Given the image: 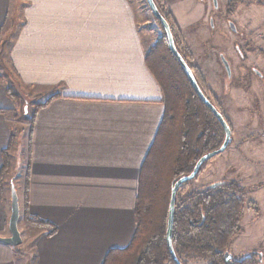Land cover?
Here are the masks:
<instances>
[{
	"label": "crops",
	"instance_id": "0c3cea01",
	"mask_svg": "<svg viewBox=\"0 0 264 264\" xmlns=\"http://www.w3.org/2000/svg\"><path fill=\"white\" fill-rule=\"evenodd\" d=\"M30 3L12 60L23 83L43 89L41 101L52 98L34 111L27 144L11 148L22 136L13 132L15 103L0 83V171L6 151L12 175L15 156L26 159L29 213L57 227L50 235L36 229L37 264H101L108 249L131 240L140 169L164 113L162 92L126 1ZM10 4L0 0V31ZM4 175L3 237L11 186ZM15 251L0 242V264H22Z\"/></svg>",
	"mask_w": 264,
	"mask_h": 264
},
{
	"label": "rangeland",
	"instance_id": "374dc122",
	"mask_svg": "<svg viewBox=\"0 0 264 264\" xmlns=\"http://www.w3.org/2000/svg\"><path fill=\"white\" fill-rule=\"evenodd\" d=\"M125 1L139 22L145 50L160 39L163 41L162 29L147 0H122V3ZM228 1L153 0L170 31H174L179 47L190 56L191 61L188 63L194 66L192 72L197 83L223 115L231 130L227 148L207 159L197 176L180 186L175 202L194 190L221 181H234L244 186V207L240 219L242 230L233 238L228 252L235 260L254 254L259 259L258 264H264V0ZM30 2L11 0L0 31V83L9 86L16 96L15 109L10 118L14 134L22 136L21 142L15 140L11 148L17 143L27 144L26 135L30 123L26 118L33 115L34 108L38 106L41 97L45 96L42 88L20 80L12 60L13 45L25 25V10ZM223 60L227 62L229 72ZM219 126L213 128L214 133L211 131L213 136L221 134ZM25 152H22L24 156ZM19 156L16 155L13 162L17 169L14 175L11 170H7L4 175L9 185L16 180L20 192L18 229L21 242L9 246L16 250L20 263L37 264L32 246L38 235L36 229H45L23 217L27 163L26 159L21 163ZM9 176L14 179H8ZM9 189L7 185L6 224L10 214ZM9 235L7 227L5 236ZM183 261L185 264H208L210 257L190 254L183 256Z\"/></svg>",
	"mask_w": 264,
	"mask_h": 264
},
{
	"label": "trees",
	"instance_id": "16d2710c",
	"mask_svg": "<svg viewBox=\"0 0 264 264\" xmlns=\"http://www.w3.org/2000/svg\"><path fill=\"white\" fill-rule=\"evenodd\" d=\"M235 2L237 0L228 1ZM160 28L163 41L160 39L145 50V62L162 92L163 117L140 169L138 193L133 206L134 229L131 240L124 247L108 249L101 264H176L166 243L171 189L178 178L191 173L202 155L218 148L223 141L222 127L191 86L185 71L169 49L161 24ZM171 33L177 51L193 70L194 66L188 63L191 61L190 56L179 47L174 31ZM5 87L7 95L14 102L17 101L13 90L9 86ZM51 98L49 96L40 101L34 109L45 106ZM32 117L31 114L26 118L30 123L29 130ZM216 126H219L221 134L213 136L211 131ZM8 157L6 151L0 183L9 166ZM27 180L28 163L24 178L23 217L35 226L44 227L50 235L55 231V226L29 213ZM244 193V186L234 181H221L176 200L172 246L182 264H185L183 256L190 254H205L210 257L208 264H222L224 252L228 251L233 238L242 230L240 219ZM257 258L252 254L233 264H258Z\"/></svg>",
	"mask_w": 264,
	"mask_h": 264
},
{
	"label": "water",
	"instance_id": "95a60500",
	"mask_svg": "<svg viewBox=\"0 0 264 264\" xmlns=\"http://www.w3.org/2000/svg\"><path fill=\"white\" fill-rule=\"evenodd\" d=\"M147 3L149 5L150 10L153 13L154 17L156 19H158V21L160 22V24L164 28V31H165V34L167 37V41H168V45H169V49L172 52V54L176 57V59L178 60L179 64L183 68V70L185 71L191 86L193 87L195 92L198 94L200 99L204 102V104L213 113V115L215 116L217 121L220 123V125L224 131V139H223V142L221 143V145L218 148H216L212 151H209V152L205 153L204 155H202L197 160V162L195 163L191 173L178 178L174 182L173 187L171 189L170 200H169V209H168V218H167L166 243H167V247L169 249L170 255H171L172 259L175 261V263L176 264H182L179 261V259L176 257L173 246H172V225H173V214H174L176 192L183 183L193 179L196 176L200 167L203 165V163L207 159L223 152L227 148V146L230 142V139H231V130L229 128V125L227 124V122L223 118V115L217 110V108L213 105V103L210 101V99L203 93L202 89L200 88L199 84L197 83L195 76L193 75L191 68L189 67L187 62L183 59V57L177 51V49L173 43L172 33L170 31V28H169L167 21L165 20L163 15L160 13V11L156 7L153 0H147ZM230 25L234 29L233 24L231 23ZM223 63H224V66L226 67L227 71L229 72V67H228L227 62L225 60H223ZM25 109H26V106H24V110ZM19 214H20V208H19L18 195H17L16 189L14 187V184L12 182L11 186H10V214H9L8 224H7L10 235L4 236V237L0 236V242H3V243L8 244V245H13V246H15L21 242V236H20V232L18 229ZM259 258H260V254H259ZM223 264H232V254L228 251H225L223 254Z\"/></svg>",
	"mask_w": 264,
	"mask_h": 264
},
{
	"label": "flooded vegetation",
	"instance_id": "af4514ba",
	"mask_svg": "<svg viewBox=\"0 0 264 264\" xmlns=\"http://www.w3.org/2000/svg\"><path fill=\"white\" fill-rule=\"evenodd\" d=\"M213 1H214V3L216 2V0H213ZM231 28H232V27H231ZM232 29H233V28H232ZM225 68H226V67H225ZM227 72H228V71H227ZM234 261H236V260L232 258V264H233ZM222 264H223V258H222Z\"/></svg>",
	"mask_w": 264,
	"mask_h": 264
},
{
	"label": "bare ground",
	"instance_id": "6f19581e",
	"mask_svg": "<svg viewBox=\"0 0 264 264\" xmlns=\"http://www.w3.org/2000/svg\"><path fill=\"white\" fill-rule=\"evenodd\" d=\"M18 201H19V199H18ZM20 208V207H19ZM19 217H20V214H19Z\"/></svg>",
	"mask_w": 264,
	"mask_h": 264
}]
</instances>
